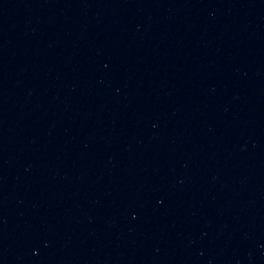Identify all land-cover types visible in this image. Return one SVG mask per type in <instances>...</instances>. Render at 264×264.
Returning <instances> with one entry per match:
<instances>
[{
    "label": "water",
    "instance_id": "water-1",
    "mask_svg": "<svg viewBox=\"0 0 264 264\" xmlns=\"http://www.w3.org/2000/svg\"><path fill=\"white\" fill-rule=\"evenodd\" d=\"M0 264H264V0H0Z\"/></svg>",
    "mask_w": 264,
    "mask_h": 264
}]
</instances>
